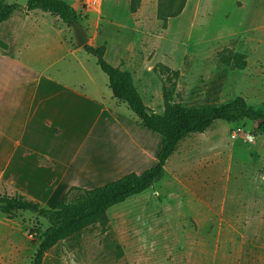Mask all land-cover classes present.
<instances>
[{
	"label": "rangeland",
	"instance_id": "1",
	"mask_svg": "<svg viewBox=\"0 0 264 264\" xmlns=\"http://www.w3.org/2000/svg\"><path fill=\"white\" fill-rule=\"evenodd\" d=\"M27 1L0 0V7L17 5L0 25L10 55L28 50L24 55L38 56L48 75L77 89L85 84L84 94L102 95L121 127L105 124L88 139L78 131L76 142L67 124L60 143L61 160L71 163L63 184L70 186L46 189L43 203L26 199L49 207L52 196L61 198L73 186L93 189L153 167L162 136L113 98L95 57L75 46L71 26L55 15L28 11ZM66 1L87 30L88 44L106 46L105 60L132 74L154 113H164V85L175 71V103L218 107L242 97L249 107H264V0H186L182 13L166 21L157 17L158 0H141L136 13L130 12V0ZM1 57L4 132L22 124L34 83L23 65ZM254 127L249 120H217L206 132L186 136L161 180L107 209V225L96 223L59 242L42 264H264V133L252 136ZM10 148L0 135V152ZM103 148L114 156L105 151L106 160L114 161L107 167L96 153ZM67 170L61 167L62 178ZM3 195L22 194L1 184ZM47 227L27 211L12 219L0 213V264H32Z\"/></svg>",
	"mask_w": 264,
	"mask_h": 264
},
{
	"label": "trees",
	"instance_id": "2",
	"mask_svg": "<svg viewBox=\"0 0 264 264\" xmlns=\"http://www.w3.org/2000/svg\"><path fill=\"white\" fill-rule=\"evenodd\" d=\"M141 0H130V12L136 13ZM186 0H158L157 17L166 21L179 16ZM17 5L0 7V25L7 21ZM28 11L40 10L59 17L71 26L78 20L75 10L66 0H28ZM3 55H10L8 44L0 39ZM83 50L96 59L97 66L108 77V86L114 99L125 103L141 124L162 136V144L157 155L156 164L142 173L131 172L126 176L93 189L73 186L49 207L26 199L24 195L9 197L0 196V213L12 219L18 212H30L43 218L48 227L42 233L39 247L34 254L32 264H42L45 254L59 242L68 239L82 229L100 223L108 224L107 209L123 203L128 198L140 194L161 180L165 175V165L176 151L178 143L190 134L204 133L217 120L238 122L249 120L255 123L252 136L264 133V107H249L242 97L218 107L200 106L186 107L174 102V80L178 72L167 76L164 85L163 99L166 109L163 114L151 111L138 91L132 74L110 64L105 60L106 46L85 45ZM240 68L244 67L237 58ZM119 251L121 250L118 246Z\"/></svg>",
	"mask_w": 264,
	"mask_h": 264
},
{
	"label": "crops",
	"instance_id": "3",
	"mask_svg": "<svg viewBox=\"0 0 264 264\" xmlns=\"http://www.w3.org/2000/svg\"><path fill=\"white\" fill-rule=\"evenodd\" d=\"M27 51L21 54L16 51L11 55H3L0 52L1 58L15 59L23 65L29 73V82L34 83L28 88L30 91L23 103L22 124L12 125L9 131L0 130L2 139L11 143L10 152H0V160L3 161L0 168V185L4 184L34 201L43 203L42 197L46 189L70 186L68 185L70 183L63 184L67 181L71 163L61 160L60 143L62 136L66 134L67 124L70 125L69 134H74L76 142L78 131L84 139H88L93 136L95 129L104 130L105 124L113 123L114 126H121L118 123V115L105 107L102 95L96 98L84 94L85 84L80 83V86L78 85L80 89H77L55 79L51 74L48 75L49 68L38 66V56L30 57L29 54L25 56ZM76 51L71 49L72 53ZM50 64L47 65L50 66ZM96 87L94 82L91 89L96 90ZM128 137L138 151L145 153L147 149L139 141L129 135ZM105 151L113 156L112 151L107 148L104 151L95 152L98 153L99 160L105 162L107 167L106 164L111 162V165L114 161L106 160L109 156L105 154ZM63 166L68 169L64 178L61 177ZM59 196L60 194L52 196L48 203H55L60 199Z\"/></svg>",
	"mask_w": 264,
	"mask_h": 264
},
{
	"label": "water",
	"instance_id": "4",
	"mask_svg": "<svg viewBox=\"0 0 264 264\" xmlns=\"http://www.w3.org/2000/svg\"><path fill=\"white\" fill-rule=\"evenodd\" d=\"M71 30L75 46L83 49V47L89 43L87 30L83 27L79 20H73L71 22Z\"/></svg>",
	"mask_w": 264,
	"mask_h": 264
},
{
	"label": "built area",
	"instance_id": "5",
	"mask_svg": "<svg viewBox=\"0 0 264 264\" xmlns=\"http://www.w3.org/2000/svg\"><path fill=\"white\" fill-rule=\"evenodd\" d=\"M98 0H90L91 4H97Z\"/></svg>",
	"mask_w": 264,
	"mask_h": 264
}]
</instances>
